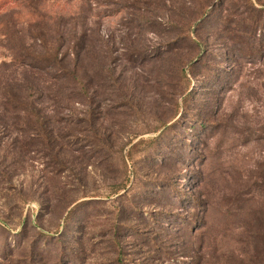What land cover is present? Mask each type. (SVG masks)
<instances>
[{"label": "rangeland", "instance_id": "rangeland-1", "mask_svg": "<svg viewBox=\"0 0 264 264\" xmlns=\"http://www.w3.org/2000/svg\"><path fill=\"white\" fill-rule=\"evenodd\" d=\"M210 3L0 0V264H264V0L192 66Z\"/></svg>", "mask_w": 264, "mask_h": 264}, {"label": "trees", "instance_id": "trees-1", "mask_svg": "<svg viewBox=\"0 0 264 264\" xmlns=\"http://www.w3.org/2000/svg\"><path fill=\"white\" fill-rule=\"evenodd\" d=\"M228 0H219V2L216 3L215 0H212V3L210 4H206L204 5V8L200 9V5L199 4L197 7H198V10H197V14H196V20L198 21H195L192 22L188 29H187V34H188V41L192 43V46H196V49L192 50L191 52L192 53H196V58L192 57L191 60L189 61V64H192L193 65H196L198 63H202V61H205L206 57H207V54L212 52L210 47L208 46L209 44L205 41V39H203L202 37H200V35L198 34V30L200 28L201 25H204L205 23H207L210 19L213 20L214 18H222L223 16V12H224V5L225 3L227 2ZM264 18L262 17L261 20H263ZM206 25V24H205ZM226 31V30H225ZM222 38V37H221ZM223 39V38H222ZM233 41H234V37H233ZM232 41V42H233ZM79 47V46H77ZM226 47V46H224ZM83 48L81 47V50ZM227 50V54L230 56V49H229V46H227L226 48ZM79 50H80V47H79ZM78 54V53H77ZM214 60H211L210 62H212ZM58 64L61 65V76H62V73L63 74V78H67L69 76L72 75V80L76 83H78V85L81 87V89L83 91H88V88H89V82L86 81L87 78H81L79 76V70L78 68L74 67V72H72V74L70 73H66L65 71V68L63 66V62L62 60L58 62ZM77 64V63H76ZM196 75V74H195ZM80 77V78H78ZM187 78H188V75H187ZM191 81H189L190 83ZM190 89V87H189ZM191 93V92H190ZM189 93V94H190ZM186 98V97H185ZM183 99V102L184 100L186 101V99ZM182 102V103H183ZM19 103H22L24 104L23 102L19 101ZM15 109H18L20 106L18 104L14 105L13 106ZM181 109V108H180ZM180 110H178L179 112ZM177 112V113H178ZM38 126L36 127L37 128V131L39 132V130H43L42 132H45L46 130V127L44 126V123H41V124H37ZM202 127V126H201ZM45 129V130H44ZM47 132V131H46ZM40 135V134H39ZM189 194V193H188ZM187 196V195H186ZM173 200H171V204H179L178 202H183V199L182 198H172ZM192 201H194L192 198H191ZM195 207V206H194ZM191 217L187 216V218L185 219L186 221H189ZM188 223V222H186ZM188 226H191V224H189ZM122 264V263H121Z\"/></svg>", "mask_w": 264, "mask_h": 264}]
</instances>
